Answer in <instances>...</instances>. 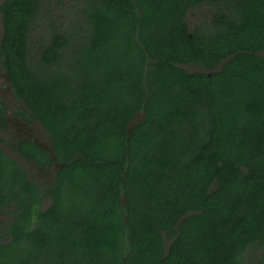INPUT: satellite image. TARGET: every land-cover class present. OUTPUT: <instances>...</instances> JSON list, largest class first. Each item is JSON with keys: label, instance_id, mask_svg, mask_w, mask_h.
<instances>
[{"label": "trees", "instance_id": "16d2710c", "mask_svg": "<svg viewBox=\"0 0 264 264\" xmlns=\"http://www.w3.org/2000/svg\"><path fill=\"white\" fill-rule=\"evenodd\" d=\"M48 2L0 0L15 114L50 139L8 144L56 169L43 188L0 147V264H246L264 248V0H80L36 45Z\"/></svg>", "mask_w": 264, "mask_h": 264}, {"label": "rangeland", "instance_id": "374dc122", "mask_svg": "<svg viewBox=\"0 0 264 264\" xmlns=\"http://www.w3.org/2000/svg\"><path fill=\"white\" fill-rule=\"evenodd\" d=\"M80 0H49L46 3L43 13L41 27L36 31L33 42L39 45L43 42L52 29L58 30L68 29L74 30L78 25L79 11L81 8ZM218 10L216 4H205L187 15L189 27L192 30L199 24H204L209 21L214 12ZM54 27V28H53ZM3 25L0 16V37L2 36ZM190 70H202L203 68L197 64H191L186 67ZM0 99L7 106V118L10 126L8 129L0 127V147L4 149L14 158L18 159L29 171L30 175L45 188L54 178L56 169H44L30 159L20 156L8 144L16 139H33L45 147L50 146L48 132L44 125L35 121L32 124L25 123L20 117L15 114V110L19 107V102L11 88L8 76L0 64ZM49 201L45 202L47 206ZM11 212L3 211L0 213V240L6 238V225L11 221ZM246 264H264V248L255 247L247 252Z\"/></svg>", "mask_w": 264, "mask_h": 264}]
</instances>
